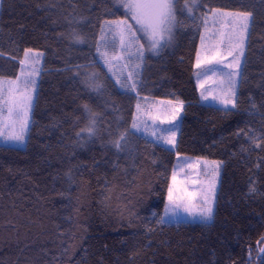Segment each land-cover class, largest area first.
Here are the masks:
<instances>
[{
	"label": "trees",
	"instance_id": "obj_1",
	"mask_svg": "<svg viewBox=\"0 0 264 264\" xmlns=\"http://www.w3.org/2000/svg\"><path fill=\"white\" fill-rule=\"evenodd\" d=\"M188 1H176L171 44L147 53L135 90L122 92L100 38L113 21L138 31L123 7L132 0H3L0 77L16 78L28 50L45 57L27 147L0 146V264H264V0H195V20ZM213 10L252 14L233 110L201 104L196 86ZM73 32L84 43L70 46ZM144 99L184 103L176 151L133 131ZM177 155L223 162L211 224L162 220Z\"/></svg>",
	"mask_w": 264,
	"mask_h": 264
},
{
	"label": "rangeland",
	"instance_id": "obj_2",
	"mask_svg": "<svg viewBox=\"0 0 264 264\" xmlns=\"http://www.w3.org/2000/svg\"><path fill=\"white\" fill-rule=\"evenodd\" d=\"M176 1L172 0L175 18L169 25L171 35L170 37L166 36L165 40L161 41L162 46L156 49L149 47L151 42L142 31H139L140 28L136 31L134 26L125 20L113 21L104 27L103 38H100L99 59L122 92L135 90L143 70V58L147 53L157 56L166 46L171 44L176 25ZM143 2H148V0H143ZM190 2L191 0L188 1V3ZM2 3L3 0H0V15ZM229 12L239 13L218 10L216 15H213V11H211L206 16L207 23L203 19V42L201 39L197 55V60L199 59L202 63L199 68L196 67V86L201 104L222 110L236 108L252 24L251 16L249 28L244 32L243 43L239 48L231 47L228 39L220 35L221 32L227 33L229 28L216 22L220 13ZM226 19L232 18L227 17ZM137 25L141 27L139 24ZM236 27L237 32H239L241 30L240 24L237 23ZM121 35L123 41H121ZM141 37L146 40L145 44L142 43L143 38ZM230 47L233 56H227V59L219 57L216 61L208 62L211 58L210 54L220 51L226 55ZM26 52L28 53L27 56L25 55ZM26 52L21 60L20 71L16 78L0 77V146L21 150L27 147L45 57L43 52L29 50ZM237 56L239 57L238 66L234 60V57ZM229 63L233 64L232 68L225 66ZM230 71L236 73L234 77L235 87L231 91L227 85V77L224 75ZM24 81H34V84H25ZM9 89H13L14 94L21 99L31 95L32 99L27 108L26 122L23 118L17 119L14 113L9 115ZM205 96L207 99L204 98ZM227 100H232L235 107L232 103L226 104L225 101ZM184 106V103L169 100H141L135 110L133 125L136 126L133 127V131L169 150L176 151L182 129ZM172 128L178 130L175 132V143L169 144L165 141L171 138V133L168 130ZM17 136L20 139L14 138ZM160 137L164 139H158ZM222 174L223 162L219 160L177 155L169 187L172 196L170 199L168 191L163 222L166 224H211L217 211ZM173 175H175V181H173ZM209 206L212 208V214L210 218H207L206 212ZM260 252L264 257V242L260 247Z\"/></svg>",
	"mask_w": 264,
	"mask_h": 264
},
{
	"label": "snow or ice",
	"instance_id": "obj_3",
	"mask_svg": "<svg viewBox=\"0 0 264 264\" xmlns=\"http://www.w3.org/2000/svg\"><path fill=\"white\" fill-rule=\"evenodd\" d=\"M123 7L126 8L129 12L133 13V18L136 20L137 24L141 27L139 31H142L144 36H146L150 40L149 47L152 49H156L161 47V41L165 40L166 36L171 35L169 25L171 21L175 18L173 12V3L172 0H148V2H143V0H133V2H128L123 4ZM186 9L189 15L192 16V19L195 20L196 16L192 15L195 11L199 10L201 7L200 5L195 3V0H191L190 3L186 4ZM218 10H213V15H216ZM250 12H239V13H220L219 18L216 20L217 23L224 25L225 27L229 28L227 33L221 32V37H226L228 39L229 45L231 47L239 48L240 45L243 43V36L244 32H246L249 28V20L251 17ZM227 17H231L232 19H226ZM205 23H207V17H205ZM237 23L240 24L241 30L237 32ZM69 38L72 40V45L75 46L81 43H84L82 39L79 38V35L75 32L69 34ZM143 38V37H141ZM121 41H123V36L121 35ZM203 42V38H202ZM229 48V51L225 55L220 51H215V54H210L211 58L208 60L209 63L212 61L218 60L219 57H223L227 59V56H233V51ZM31 51V50H29ZM242 54V53H241ZM25 55L27 56L28 53L26 52ZM236 65L239 64V57H234ZM202 61L199 59L197 60L196 67L199 68ZM228 68H232L233 64L229 63L225 65ZM227 77V85L229 90L231 91L235 87V80L234 77L236 75L235 72H227L224 73ZM25 84L33 83L34 81H24ZM85 84L91 87L94 91H99L101 89V85L96 82L95 79L89 78L85 81ZM234 95V93H233ZM9 115L15 114L17 119L23 118L26 122L27 119V108L31 102V95L24 96L23 99L17 97L14 94L13 89H9ZM207 99V96L204 97ZM225 103H232L233 107H235V103L232 100H227ZM90 114V123L87 129L89 133V138L94 135L95 132V123L96 117L91 115V109H85ZM136 125L134 124L133 127ZM178 129L172 128L168 131L171 133V138L166 139V143L174 144L175 143V132ZM128 133H120L118 138L114 139L112 142V146L117 149V151H123L127 148L128 140H127ZM15 139H20L19 136L14 137ZM158 139H164L160 137ZM218 167V165H217ZM173 181H175V175H173ZM215 187L213 183V188ZM172 191L169 190V198L171 199ZM212 214V208L209 206L207 208L206 217L210 218ZM163 220V218H162Z\"/></svg>",
	"mask_w": 264,
	"mask_h": 264
}]
</instances>
